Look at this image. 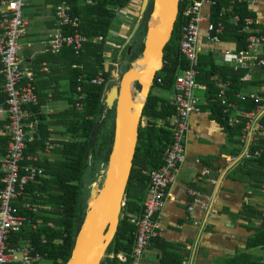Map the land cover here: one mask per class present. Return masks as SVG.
Masks as SVG:
<instances>
[{
	"label": "trees",
	"instance_id": "1",
	"mask_svg": "<svg viewBox=\"0 0 264 264\" xmlns=\"http://www.w3.org/2000/svg\"><path fill=\"white\" fill-rule=\"evenodd\" d=\"M62 1L50 0L53 14L55 8ZM131 1L66 0L71 7L72 14L79 16L81 20V33L88 38L84 44L83 51L78 56H75L70 48L63 49L68 50L70 53L72 59L71 67H74L69 85L73 95L70 101V107L72 113L76 114L75 122L69 131L71 135L70 141L61 144L60 153L62 159L52 162L44 160L37 163L36 166L42 169L43 175L35 182L27 185L28 194L14 202V205L20 209L22 214L31 216L34 222L39 224L40 227L36 230L32 229V226L23 228L20 233L12 237L9 243L10 246L14 247H20L26 243L33 245L43 258L39 264L43 261H48L51 264L67 263L74 246L75 237L80 226L84 224L88 210V198H90L88 196L84 197L83 190L80 189V184L84 182L85 176L88 175V186L95 185L100 173L106 168L112 133L114 132L113 116L115 114V107L113 109L107 108L106 93L115 85L116 80L115 82L112 80L114 79L112 72L107 70L105 50L107 48V41L111 37V28L118 16V9H124ZM217 1L218 7L214 9L215 13L229 8L232 0ZM152 4L153 0H150L140 28L135 39L132 41L131 55L128 56L126 49L122 54L121 60L118 61V55L125 42L122 39L119 42V48L115 50L117 54L115 55L114 62L120 65L122 73L128 71L131 64L142 55L143 39L147 34V27L152 13ZM185 7V3L182 2L180 4L179 18L176 22L173 36H171L163 51V67L155 75L154 87L143 110L142 121L146 119V124L143 125L141 123L138 131V141L132 162L133 170L126 191L124 215L121 224H119L114 241L108 248L107 255L111 253L117 255L120 252L130 253L132 251L135 243L136 228L131 222L129 215L140 216L142 214L143 202L148 195L150 186L148 174L159 171L163 167V155L171 143V133L169 131L170 120L175 115V109L169 100L155 94L154 90H158L161 94L166 95L173 93L176 77L186 68V63L179 51L181 36L180 15ZM235 14L243 18L250 16L247 4L237 5V3H234L232 10L226 13L224 18L226 31L222 35V39L234 40L236 42V50L242 51L245 50L246 35L240 27L234 26L230 22V16ZM214 16L216 17V15ZM201 62L203 61L200 60V77L198 82L203 78L207 80V102L213 115L218 120H221V106L217 97L220 91L219 88L221 87L219 82L210 83V78L218 75L221 79L220 83L230 81L231 87L228 90V95L233 99L234 94L242 93L244 89L242 78L247 74V71L227 70L226 67L218 69L214 63H210L207 66ZM100 73L104 74L106 82L99 87L92 86L91 80L96 78ZM79 78H83V80L79 81ZM78 86L83 90L85 97L83 102H81L83 103V110L81 111L76 108L74 96ZM136 87L140 90L139 85H136ZM0 98V102L4 106L6 95L4 94ZM239 107L244 112H251L254 109L253 103L248 100L244 103L240 102ZM36 108H31L33 120H35V114L37 113ZM98 123L100 124L95 133L94 141L90 143L92 132ZM225 125L231 132L233 138L241 135L242 126L230 128L227 123ZM46 138L47 134H42L38 130L34 134L33 140L27 144L24 155H37L38 151L43 148V143ZM236 141L234 139V142ZM8 142V137L0 138L1 159L6 157L8 153ZM255 148L262 149L264 153V134L261 135V140ZM241 169L246 170L245 177L248 178L246 181L250 185V188L256 191L260 190L264 185V156L257 161L244 162ZM2 178L0 174V189L3 187L1 182ZM247 198L251 199V196H247ZM27 202L40 206V212L37 214L29 213L24 208ZM240 216L245 217L248 223H251L252 219H261L262 223L260 227L253 229L254 234L248 239L245 251L237 253L227 263L260 264L253 260L246 251L258 248L264 251V214L255 210L250 203H244ZM171 255L173 253H166L165 259H167L166 256ZM106 260L108 264H120L117 259L110 260L108 256ZM175 264L181 263L176 261Z\"/></svg>",
	"mask_w": 264,
	"mask_h": 264
},
{
	"label": "built area",
	"instance_id": "2",
	"mask_svg": "<svg viewBox=\"0 0 264 264\" xmlns=\"http://www.w3.org/2000/svg\"><path fill=\"white\" fill-rule=\"evenodd\" d=\"M253 0H234V3L243 5ZM186 7L180 15L181 29L179 51L186 63L182 76L175 80L174 95L171 103L175 109L171 125V143L164 153V165L159 171L150 172V186L148 195L143 202V212L140 216L129 215L135 225V243L130 253L120 252L112 254L111 259H117L120 264H141L145 251L160 233L162 211L175 177L186 159L184 140L189 134V119L199 112V100L195 93L198 90L200 77V58L204 52L199 45L201 26L208 24V41L212 45L222 43L225 30L224 18L226 11L206 13V7L213 10L218 7L217 0H181ZM26 0H0V75L5 80L4 93L6 101L0 108V119L6 117V135L9 138L8 153L0 162V174L3 187L0 189V264H39L43 258L33 245L26 243L20 247L10 246L15 234L27 226L34 230L40 227L33 218L22 214L14 205L24 195L28 194V184L35 182L43 175L38 155H24V150L33 140L37 131V122L33 120L31 108L39 105L37 81L29 70L23 69L20 58L22 40L28 35L29 23L24 17ZM230 12V11H229ZM179 18V16H178ZM216 18V19H215ZM231 22L240 27L246 34L245 50L224 52V55L233 57L235 71L249 69H264V22L259 23L250 17L231 15ZM56 28L49 34L45 43L47 52L59 55L63 49L70 48L75 56L84 49L88 38L81 33V20L73 15L70 5L63 0L54 10ZM217 20V21H216ZM67 30V31H66ZM47 72V64L42 66L41 72ZM121 69L115 66L114 79L121 77ZM83 78H79V81ZM106 82L103 73L91 80L92 86H102ZM159 82V81H158ZM230 81L223 82L217 97L222 108L223 120L228 127L242 126L240 135V159L257 161L263 158L262 149L255 148L256 142L264 132L262 119L264 117V93H249L245 96L235 94L236 99L250 101L254 105L251 112H244L238 103L228 95ZM76 108L83 110V90L77 87L75 91ZM146 124V122L144 121ZM144 124V125H145ZM46 151L51 143L45 141ZM104 175V170L101 172ZM210 172L204 170L199 176H208ZM212 184L216 181L210 180ZM189 194L192 202L189 207L191 214L198 209L216 214L212 207V197L197 188H191ZM38 196V195H37ZM24 208L29 213H39L40 206L27 202ZM194 224L205 227L203 221L195 220ZM45 242V240H44Z\"/></svg>",
	"mask_w": 264,
	"mask_h": 264
},
{
	"label": "crops",
	"instance_id": "3",
	"mask_svg": "<svg viewBox=\"0 0 264 264\" xmlns=\"http://www.w3.org/2000/svg\"><path fill=\"white\" fill-rule=\"evenodd\" d=\"M143 1L132 0L127 7L117 11L118 16L111 28V37L107 41L105 50L106 67L112 72V76L115 66L118 65L114 62L117 54L115 50L119 48L118 41L123 38L128 39L131 35L141 16ZM233 4L234 0L225 11H231ZM243 4H247L250 13L247 17L259 23L264 22V0H253ZM205 12L214 13L216 17L218 13H215L211 7H206ZM24 17L29 23V28L28 35L22 40L20 58L23 69L29 70L37 81L39 96V105L35 114L37 131L47 134L44 143L45 141L51 143V148L47 151L43 143V148L37 155L40 162L60 161L62 159L61 144L70 141L69 131L76 117L70 107L73 95L69 85L74 67H71L72 59L68 50H63L59 55L47 52L45 43L48 41L49 34L56 28L50 0H26ZM208 35V24L204 23L199 36V45L204 52L200 58L203 61L201 63L207 66L214 63L218 69L226 67L227 70L235 71L236 63L233 57L223 53L227 50H236V42L231 39H222L220 45H212L208 41ZM108 60L112 61L111 64ZM45 63L48 71L41 72ZM246 71L247 74L242 78L244 89L242 93H239L245 96L249 93H264V69ZM181 76L182 73L176 79ZM220 80L217 75L211 77L209 82H219L222 88L223 82L220 83ZM4 85L5 80L0 75V97L5 94ZM198 86L196 92L199 91V93H195V96L199 100V112L189 119V134L184 140L186 159L166 199L161 215L159 236L148 246L141 264H175L176 261L181 264H228L227 262L233 259L234 255L245 251L248 239L254 234L253 229L260 227L262 223L261 219H252L251 223H248L240 214L244 203H250L255 210L264 214V185L258 191L250 188L246 181L248 178L245 177L246 170L241 169L244 161L240 159V135L235 138L231 136L226 123L224 124L223 113L221 120L213 115L207 102V80L203 78L198 82ZM173 95L174 91L167 95V100L171 102ZM232 100L238 105L240 102H245L236 99L235 94ZM2 107L4 106L0 102V108ZM263 120L264 117L262 122ZM144 121L146 119H143V125ZM172 122L171 119L169 130H171ZM6 127V117H2L0 138L7 137ZM261 135L255 147L261 140ZM1 160L0 158V162ZM204 170H208L210 174L199 180ZM210 180L216 181V184H212ZM191 188H197L212 197V207L216 214L202 209H198L195 214L190 213L192 198L189 190ZM247 196H251V199ZM195 220L203 221L206 224L205 227L195 225ZM166 253H173V255L166 256L167 259H165ZM246 253L256 262L264 264L263 249L258 248Z\"/></svg>",
	"mask_w": 264,
	"mask_h": 264
},
{
	"label": "water",
	"instance_id": "4",
	"mask_svg": "<svg viewBox=\"0 0 264 264\" xmlns=\"http://www.w3.org/2000/svg\"><path fill=\"white\" fill-rule=\"evenodd\" d=\"M149 4L150 0L143 1L139 21L122 45L118 61L126 49L128 56L131 55L132 40L136 37ZM180 4L181 0H153L142 55L106 93L107 108L115 107V114L103 181L98 189L94 188L91 192L84 224L79 228L66 264H108L107 251L124 215L143 110L154 87L155 75L163 67V51L173 36ZM136 85L140 86L138 93L142 99H138L134 93ZM99 124L92 132L90 143L94 141Z\"/></svg>",
	"mask_w": 264,
	"mask_h": 264
},
{
	"label": "rangeland",
	"instance_id": "5",
	"mask_svg": "<svg viewBox=\"0 0 264 264\" xmlns=\"http://www.w3.org/2000/svg\"><path fill=\"white\" fill-rule=\"evenodd\" d=\"M113 39V38H112ZM126 39L127 38H123L122 39V41H126ZM121 41V39H119V41L118 42H120ZM118 46H120V44L118 45ZM118 58H119V55H118ZM123 59H124V57H123ZM108 62L111 64V60H108ZM118 66L120 67V65L118 64ZM114 82H115V80L116 79H112ZM114 84H117V82L116 83H114ZM139 92V89H138V87H136V89H135V91H134V93H135V95H137L138 96V93ZM154 93L155 94H158V95H161L163 98H165V99H167V95L166 94H161L158 90H154ZM196 93H199V91L198 92H196ZM146 122V121H145ZM145 124V123H144ZM103 168H104V166H103ZM102 178H103V175L100 173V176L98 177V180H97V182H96V184L95 185H93V186H88V180H89V176L87 175V176H85V178H84V182L83 183H81L80 184V189L81 190H83V195H84V197H91V192H92V190L94 189V188H99V186H101V183H102ZM89 200H90V198H88V202H89ZM108 256V258L110 259V260H112L111 259V256H112V253L111 254H109V255H107ZM41 264H51L50 262H48V261H43Z\"/></svg>",
	"mask_w": 264,
	"mask_h": 264
},
{
	"label": "bare ground",
	"instance_id": "6",
	"mask_svg": "<svg viewBox=\"0 0 264 264\" xmlns=\"http://www.w3.org/2000/svg\"><path fill=\"white\" fill-rule=\"evenodd\" d=\"M137 98H138V99H142V96H141L140 93L138 94Z\"/></svg>",
	"mask_w": 264,
	"mask_h": 264
}]
</instances>
